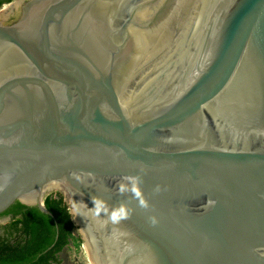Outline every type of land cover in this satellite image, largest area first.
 I'll return each mask as SVG.
<instances>
[{"label":"water","instance_id":"1","mask_svg":"<svg viewBox=\"0 0 264 264\" xmlns=\"http://www.w3.org/2000/svg\"><path fill=\"white\" fill-rule=\"evenodd\" d=\"M45 1L27 0L8 12L20 9L18 21L0 22V34L32 65L0 94L33 77L43 108L42 122L22 113L0 123V135L18 132L0 139V215L23 205L54 217L42 193L62 185L69 208H92L99 196L135 209L118 226L83 205L74 210L94 264H264V0H165L100 90L85 74L89 92L73 105L42 40L86 0L45 8L21 40L33 3ZM141 165L147 211L115 192ZM157 184L165 189L158 194ZM32 198L34 205L22 203Z\"/></svg>","mask_w":264,"mask_h":264},{"label":"bare ground","instance_id":"2","mask_svg":"<svg viewBox=\"0 0 264 264\" xmlns=\"http://www.w3.org/2000/svg\"><path fill=\"white\" fill-rule=\"evenodd\" d=\"M26 1L16 0L9 9L0 13V19L6 20L9 17L8 12L20 8ZM58 1L46 0L44 6H41V3H33L26 22L19 28L21 40L30 39L33 25L36 24L41 11L55 6ZM164 1L141 0L140 5L136 0H86L61 28L50 26L44 32L42 41L52 59L56 81L60 82V86L65 90L69 104L75 103L74 96L89 92L90 85L85 77L86 73L94 76L100 90L107 74L131 37ZM130 16L129 21H124ZM124 27L127 28L123 29ZM29 67L32 65L0 34V86L9 85ZM38 92L39 81L29 77L19 81L14 89L0 94V123L10 124L18 114L22 113L32 114V119L42 122L43 108L39 105ZM16 134H18L17 130L9 129L0 135V139L13 137ZM64 188L62 185H54L45 189L42 193V201L51 194H65ZM36 200L32 198L22 203L34 205ZM67 203L72 205L70 198ZM70 207L71 224L76 227V235L83 242L89 264H94L73 206Z\"/></svg>","mask_w":264,"mask_h":264},{"label":"trees","instance_id":"3","mask_svg":"<svg viewBox=\"0 0 264 264\" xmlns=\"http://www.w3.org/2000/svg\"><path fill=\"white\" fill-rule=\"evenodd\" d=\"M14 1L0 0V9ZM44 204L54 217L23 205L0 215V264H61L58 255L67 246L80 248L63 198L50 195Z\"/></svg>","mask_w":264,"mask_h":264},{"label":"clouds","instance_id":"4","mask_svg":"<svg viewBox=\"0 0 264 264\" xmlns=\"http://www.w3.org/2000/svg\"><path fill=\"white\" fill-rule=\"evenodd\" d=\"M147 172V168L145 165H141L139 168V173L137 175L127 176L125 177L126 182H118L115 187V192L117 195H126L131 194V198L135 199L138 204L137 206L140 209L145 211L151 208L148 198L145 196L143 189L141 187L143 174ZM165 190L161 185L157 184L153 188V193H160ZM92 203L94 207L89 208L87 204L83 201L74 203V210L79 212L80 205H83L84 209H86L94 218L104 219L102 223L107 225L111 223L113 226L120 225L123 221L129 219L135 209L131 208L128 203L121 201L118 204L110 205L107 201L99 196H93ZM148 220L151 224L155 225L157 223V219L155 216H149Z\"/></svg>","mask_w":264,"mask_h":264},{"label":"rangeland","instance_id":"5","mask_svg":"<svg viewBox=\"0 0 264 264\" xmlns=\"http://www.w3.org/2000/svg\"><path fill=\"white\" fill-rule=\"evenodd\" d=\"M10 5H6L3 8L0 9V13L6 9H9ZM20 12V9L18 11H16L15 14L11 15L7 20H2L0 19V22L2 21V23L4 25H11L15 22L18 13ZM52 195H57L60 196V194H52ZM66 207H67V211L69 212V206L68 203H65ZM70 215V214H69ZM71 223H72V217L70 219ZM73 226V225H72ZM73 234L74 236L79 240V242L81 243L80 248H78L74 243H71L69 246H67L62 253H60L58 255L61 264H89L88 262V258L87 255L84 252V246H83V242L81 239H79L76 235V227L73 226Z\"/></svg>","mask_w":264,"mask_h":264},{"label":"flooded vegetation","instance_id":"6","mask_svg":"<svg viewBox=\"0 0 264 264\" xmlns=\"http://www.w3.org/2000/svg\"><path fill=\"white\" fill-rule=\"evenodd\" d=\"M140 2H141V0H140L138 3H140ZM140 5H141V3H140ZM21 14H22V13H21V10H20V12L18 13V16H17V18H16L15 22H16V21H18V20L20 19V17H21ZM15 22H14V23H15ZM203 67H204V66H203V65H201V66H200V68H199V70H202V69H203Z\"/></svg>","mask_w":264,"mask_h":264},{"label":"built area","instance_id":"7","mask_svg":"<svg viewBox=\"0 0 264 264\" xmlns=\"http://www.w3.org/2000/svg\"><path fill=\"white\" fill-rule=\"evenodd\" d=\"M65 204V203H64Z\"/></svg>","mask_w":264,"mask_h":264}]
</instances>
